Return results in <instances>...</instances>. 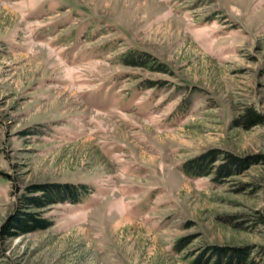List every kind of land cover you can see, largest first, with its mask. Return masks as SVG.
<instances>
[{
	"label": "rangeland",
	"instance_id": "1",
	"mask_svg": "<svg viewBox=\"0 0 264 264\" xmlns=\"http://www.w3.org/2000/svg\"><path fill=\"white\" fill-rule=\"evenodd\" d=\"M211 149L250 163L182 173ZM46 182L92 190L0 235V264H192L212 245L264 264V0H0V232Z\"/></svg>",
	"mask_w": 264,
	"mask_h": 264
},
{
	"label": "trees",
	"instance_id": "2",
	"mask_svg": "<svg viewBox=\"0 0 264 264\" xmlns=\"http://www.w3.org/2000/svg\"><path fill=\"white\" fill-rule=\"evenodd\" d=\"M120 59L125 65L148 67L150 70L161 72L168 71L165 64L158 63L154 57L142 50L129 49L121 54ZM147 85L151 86L152 82H147ZM262 121L263 116L252 108H247L242 115V122L246 127ZM219 159L222 162L215 164ZM249 159L250 157L238 156L227 150L211 149L185 160L181 165V171L191 178L211 175L214 181L221 182L246 169L250 163ZM91 190L88 184L69 182H46L26 186L25 192L18 199L16 212L1 227V237L4 240L12 239L25 233L48 228L52 223L49 218L42 215L43 210L57 203L83 202ZM180 243L181 241L178 242ZM178 244L175 247L176 251L179 250ZM248 256L249 248L212 245L206 247L192 264H246Z\"/></svg>",
	"mask_w": 264,
	"mask_h": 264
},
{
	"label": "bare ground",
	"instance_id": "3",
	"mask_svg": "<svg viewBox=\"0 0 264 264\" xmlns=\"http://www.w3.org/2000/svg\"><path fill=\"white\" fill-rule=\"evenodd\" d=\"M146 2L148 3V1H146ZM150 3H151V2H150ZM150 3H149V4H150ZM152 4H154V3H152ZM141 5H142V4H141ZM146 5H147V4H146ZM152 6H153V5H152ZM138 8H139V7H138ZM120 219H121V218H120ZM122 219H124V218H122ZM125 220H128V219H125ZM118 221H119V219H118ZM118 221H117V222H118ZM128 221H129V220H128ZM118 224H119V223H118ZM116 225H117V224H116Z\"/></svg>",
	"mask_w": 264,
	"mask_h": 264
}]
</instances>
